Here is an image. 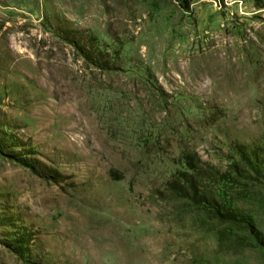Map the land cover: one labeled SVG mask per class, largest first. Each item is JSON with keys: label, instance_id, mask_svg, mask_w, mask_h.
I'll list each match as a JSON object with an SVG mask.
<instances>
[{"label": "rangeland", "instance_id": "rangeland-1", "mask_svg": "<svg viewBox=\"0 0 264 264\" xmlns=\"http://www.w3.org/2000/svg\"><path fill=\"white\" fill-rule=\"evenodd\" d=\"M0 264H264V0H0Z\"/></svg>", "mask_w": 264, "mask_h": 264}, {"label": "trees", "instance_id": "trees-1", "mask_svg": "<svg viewBox=\"0 0 264 264\" xmlns=\"http://www.w3.org/2000/svg\"><path fill=\"white\" fill-rule=\"evenodd\" d=\"M184 158L186 160V164L188 168L192 172L198 170L194 163L192 155L187 154ZM184 182H186L188 186L184 184ZM169 185L172 191L180 193L184 197H192V199L195 200L196 202L205 201L203 200L202 196H198L199 195L198 193H200V191L198 190L199 185L197 179L193 180L192 184H190L188 180V174L186 172L178 173L176 177L172 181H170ZM190 191L193 192L192 196L190 194L191 193Z\"/></svg>", "mask_w": 264, "mask_h": 264}]
</instances>
